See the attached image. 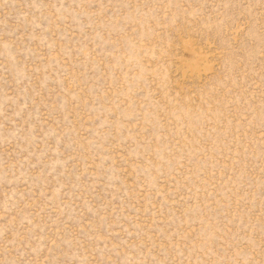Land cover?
<instances>
[{"label": "rangeland", "instance_id": "rangeland-1", "mask_svg": "<svg viewBox=\"0 0 264 264\" xmlns=\"http://www.w3.org/2000/svg\"><path fill=\"white\" fill-rule=\"evenodd\" d=\"M0 264H264V0H0Z\"/></svg>", "mask_w": 264, "mask_h": 264}]
</instances>
